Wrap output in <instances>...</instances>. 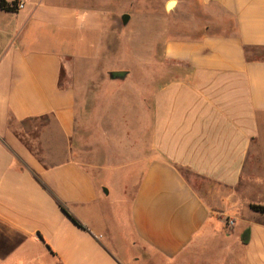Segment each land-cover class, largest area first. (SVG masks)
<instances>
[{
    "label": "crops",
    "instance_id": "0c3cea01",
    "mask_svg": "<svg viewBox=\"0 0 264 264\" xmlns=\"http://www.w3.org/2000/svg\"><path fill=\"white\" fill-rule=\"evenodd\" d=\"M16 1L0 8V264H146L140 248L148 264H264V214L251 209L264 207V59L249 55L264 49V0H167L170 15L192 10L193 32L159 28L165 71L140 79L106 78L122 69L104 66L114 22L102 12ZM93 94L108 102L96 175L75 156Z\"/></svg>",
    "mask_w": 264,
    "mask_h": 264
},
{
    "label": "rangeland",
    "instance_id": "374dc122",
    "mask_svg": "<svg viewBox=\"0 0 264 264\" xmlns=\"http://www.w3.org/2000/svg\"><path fill=\"white\" fill-rule=\"evenodd\" d=\"M82 8L89 11V13H103L110 19V22H114L109 30V37L107 38L108 52L104 56V66L122 69L115 72H125L126 76H133L135 79H140L144 76H159L162 75L165 71V68L161 67V61L164 56V45L165 39L159 40L160 30L159 28L168 29V33L179 37L193 32L192 28L194 27L195 20L193 19L192 10L185 11L184 14L175 17V15H170V10L168 9L167 0H75ZM102 2V4H101ZM100 3V4H99ZM167 6V7H166ZM128 15L131 18V23L129 27L124 28L122 16ZM119 20V24H116V20ZM151 23L152 26L148 25ZM116 24V25H115ZM152 30L151 34H148L147 31L149 28ZM156 27V31L152 27ZM146 29V30H145ZM146 32V33H145ZM150 33V32H149ZM151 35V36H150ZM151 40V53L143 52V45H148V40ZM134 42L136 49L133 52L132 47H128V44ZM132 45V44H130ZM250 57H256L264 59V49L251 50L249 53ZM144 62H151L150 69H145ZM78 66V64H77ZM78 71V68H77ZM146 72V73H145ZM79 73V72H78ZM112 73V72H111ZM111 73L106 75V78L111 77ZM112 78V77H111ZM95 94V93H94ZM93 94L92 99V108L89 109L87 115L83 116V128L78 121L77 127V137L75 141V156L83 164L91 167V171L94 175L97 174L98 170L95 165H103L105 162V154L103 149L97 144L100 139L99 134L94 132L98 120L102 122L104 117H97L96 111L98 108L101 111L105 105L108 104L107 101L102 100L97 108L95 95ZM106 98V97H105ZM103 99V98H102ZM120 97H117V101ZM118 101V102H119ZM124 101V99H123ZM121 104V103H120ZM50 124L52 121H42L39 122V126H45L47 123ZM26 126H31L30 123H22ZM33 147V146H32ZM34 149L36 147L34 146ZM185 177L191 181L194 187L200 190L203 186L207 187V183L202 182L199 179L189 173L183 172ZM139 174L133 176L131 180L125 181L126 192L131 194L135 189L136 183L138 182ZM114 188L123 191V184L121 182H114ZM108 190V187H105ZM114 189V190H115ZM115 190V191H116ZM115 191L114 194L116 193ZM130 199V197H127ZM116 197L111 195L107 204H104L106 211L110 214L113 212L112 204ZM113 216V215H112ZM113 217L110 219L112 221ZM135 255L143 256L146 264L150 262L152 255L148 253L145 249H138L134 252ZM132 255V254H131ZM49 262L54 259L47 255ZM21 260V259H15ZM18 262V261H17Z\"/></svg>",
    "mask_w": 264,
    "mask_h": 264
},
{
    "label": "trees",
    "instance_id": "16d2710c",
    "mask_svg": "<svg viewBox=\"0 0 264 264\" xmlns=\"http://www.w3.org/2000/svg\"><path fill=\"white\" fill-rule=\"evenodd\" d=\"M17 4H18V2L16 0H13L12 3H9L6 0H1L0 1V8L5 10V11L16 12L17 11ZM257 49H262V48H257ZM257 49H252V50H257ZM250 50H249V52H250ZM62 209L69 216V218H71V220H73L79 227L84 229V227L73 216H71V214L64 207H62ZM251 209L253 211L260 212V213L264 214V207H262V206L252 205ZM249 239H250V230L247 229L243 234V243L248 244ZM47 247L51 251V248L49 246H47ZM51 253L53 255H55L54 252L51 251Z\"/></svg>",
    "mask_w": 264,
    "mask_h": 264
},
{
    "label": "water",
    "instance_id": "95a60500",
    "mask_svg": "<svg viewBox=\"0 0 264 264\" xmlns=\"http://www.w3.org/2000/svg\"><path fill=\"white\" fill-rule=\"evenodd\" d=\"M129 19H130V17H129L128 15H125V16L123 17L124 25H127V24H128ZM111 77H112L113 79H122V78H125V77H126V73H125V72H112V73H111ZM105 192L108 193L107 190H105Z\"/></svg>",
    "mask_w": 264,
    "mask_h": 264
},
{
    "label": "built area",
    "instance_id": "2783aa9c",
    "mask_svg": "<svg viewBox=\"0 0 264 264\" xmlns=\"http://www.w3.org/2000/svg\"><path fill=\"white\" fill-rule=\"evenodd\" d=\"M24 7L25 6H24V4L22 2L17 4V9H23ZM227 225L233 227L235 225V221L231 220V219H228L227 220Z\"/></svg>",
    "mask_w": 264,
    "mask_h": 264
}]
</instances>
